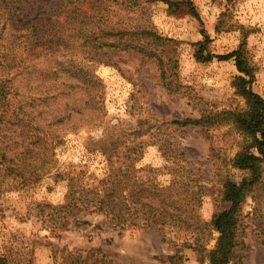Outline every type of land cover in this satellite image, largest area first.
Returning <instances> with one entry per match:
<instances>
[{
    "label": "rangeland",
    "instance_id": "1",
    "mask_svg": "<svg viewBox=\"0 0 264 264\" xmlns=\"http://www.w3.org/2000/svg\"><path fill=\"white\" fill-rule=\"evenodd\" d=\"M122 1L22 0L16 11V25L34 27L39 38L58 29L63 38L75 40L69 50H73L78 66L90 69L98 79L95 100H99L101 112L92 124L53 127L55 162L51 173L41 181L22 186L0 164V257L7 264H83V260L102 264L101 259L108 264H170L166 258L176 249L185 257L181 264H208L181 246L184 240H191L189 231L119 230L112 228L104 216L86 212H74L67 219L74 217L88 224H69L62 229L47 222L46 205L63 203L66 173L80 171L88 186L97 185L108 173L109 162L100 144L118 141L136 146L141 154L133 156L136 177L159 186L171 180L167 167H183L195 188L205 187L197 210L205 222L223 206L218 200L223 182L239 181L245 175L230 165L242 137L229 121L208 127L171 122L245 108L231 84L237 75L233 60H195L204 34L210 39L204 47L213 55H226L243 43L254 71L251 90L264 98V0H172L181 1L174 12L164 1L137 0L133 8L123 6ZM100 29L146 30L163 39L151 47L153 56L122 48L121 44L103 48L110 57V63L103 64L85 55L94 50L93 45L81 44L82 36L97 34ZM23 39L19 38L17 43L22 42L12 49L13 54L25 60L23 67L43 68L47 61H43L39 49L31 41L24 44ZM20 76L15 77L14 86ZM73 97L82 103L80 91ZM15 99L10 100L11 105ZM57 105L50 106L54 114ZM6 119H0V153L12 158L17 152L14 141L19 129ZM135 131L141 134L134 135ZM111 162L118 165L128 160L124 155L112 157ZM251 206L247 198L243 216ZM243 223L247 249L241 260L230 264H264V243L253 235L246 217ZM217 236L214 231L204 235L208 250Z\"/></svg>",
    "mask_w": 264,
    "mask_h": 264
},
{
    "label": "trees",
    "instance_id": "2",
    "mask_svg": "<svg viewBox=\"0 0 264 264\" xmlns=\"http://www.w3.org/2000/svg\"><path fill=\"white\" fill-rule=\"evenodd\" d=\"M21 1L0 0V119L8 118L6 120L19 129L14 141L17 152L12 158H6L5 152H1L0 164L8 176L19 181L22 186H30L49 175L54 166L53 141L56 134L53 127L76 128L82 123L92 124L101 109L99 100H95L98 79L90 69L78 66L73 50H69V45L73 47L75 40L72 37L63 38L58 29H53L42 39L34 27L17 26L14 17L21 8ZM152 1H164L172 12L181 3L172 0ZM186 3L191 6L190 1ZM121 4L133 8L137 6V0H123ZM192 15L198 19L194 11ZM28 32L31 34L28 35ZM19 38H24V44L31 41L32 46L39 49L43 61H47L43 68L23 67L25 60L12 52L22 42L17 43ZM203 38L200 48L195 51V60H233L237 75L231 84L235 94L244 100L245 108L202 115L194 120H174L171 123L208 127L229 121L241 135L240 148L230 165L245 172V175L239 181L223 182L218 197L219 204L223 206L211 215L208 222L202 221L197 210L202 205L205 187L198 185L195 188L187 170L177 164L167 167L172 177L166 186L138 178L135 175L138 170L133 164V156L141 155L137 147L115 141L107 146L99 145L102 155L109 162V168L97 185L85 184L80 171L66 173L63 203L46 205L49 210L46 213L47 222L62 229L69 224H88L74 217L67 219L74 212H86L104 216L112 228L119 230L145 228L159 233L165 229L189 231L192 233L191 240H184L181 246L195 252L198 261L206 259L208 264H230L235 259H242L243 251L247 249L244 241L245 217L253 228V235L264 243V98L251 90L254 71L243 43L226 55H213L204 47L209 37L204 34ZM81 39L82 45H93L94 48L93 51L85 52V55L95 62L109 64L110 57L103 48L121 44L122 48H132L153 56L151 47L158 46L163 38L146 30L100 29L97 34L85 35ZM109 39H113L112 43H108ZM156 59L162 62L160 57ZM17 75L21 76L14 86ZM76 91L81 92L82 103L73 97ZM13 98H16L15 103L11 105L10 100ZM57 102V112L54 114L50 106ZM140 134V131L134 132V135ZM124 155L127 163L112 164V157ZM247 198L251 200L252 206L250 212L243 216L242 206ZM211 231L218 233V236L213 248L208 250L204 235ZM166 259L170 264H181L185 257L176 249ZM101 260L102 264H108L106 260ZM83 261V264H95L94 261ZM0 264H7L6 259L0 257Z\"/></svg>",
    "mask_w": 264,
    "mask_h": 264
}]
</instances>
